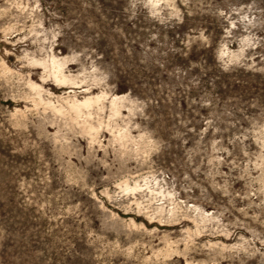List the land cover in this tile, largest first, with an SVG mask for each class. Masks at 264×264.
I'll return each instance as SVG.
<instances>
[{
    "label": "rangeland",
    "instance_id": "374dc122",
    "mask_svg": "<svg viewBox=\"0 0 264 264\" xmlns=\"http://www.w3.org/2000/svg\"><path fill=\"white\" fill-rule=\"evenodd\" d=\"M0 264H264V0H0Z\"/></svg>",
    "mask_w": 264,
    "mask_h": 264
}]
</instances>
